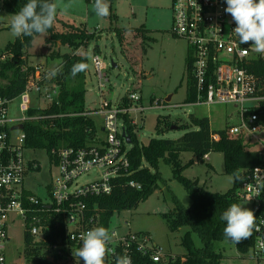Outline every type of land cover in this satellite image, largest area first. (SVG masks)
I'll use <instances>...</instances> for the list:
<instances>
[{"label": "built area", "instance_id": "obj_1", "mask_svg": "<svg viewBox=\"0 0 264 264\" xmlns=\"http://www.w3.org/2000/svg\"><path fill=\"white\" fill-rule=\"evenodd\" d=\"M226 7L225 0H172L171 33L187 42L191 54L189 75L196 101L187 105L234 107L239 122L226 130L241 138L246 150L257 152L260 157V166L241 172L242 181L237 190L241 205L249 204L257 217L260 231H254L251 252L256 260L264 264V249L260 248L264 242V112L259 113L264 105V83L250 71L252 63L264 59V56L256 53L251 44H239L238 37L233 33L236 25L224 11ZM92 62L99 79L100 95L104 98L103 81H107V74H104L107 65L98 56ZM41 82L39 70L35 68L34 77L29 78L24 92L17 98L20 99V111L27 115L23 119L12 120L9 117L12 100L0 97V264H8L9 225L18 219L24 223L25 239L27 234L30 235L33 245L46 242V234L52 228L60 233L58 243L49 249L54 259H47L48 263L55 264L56 260L68 257L75 259L76 264H83L79 257L73 255L82 246L81 234L100 226L99 209L95 207L91 210L86 201L112 195L118 180L129 175V144L123 137L124 133L128 135L125 116L130 119L136 133L137 124L132 113L143 112L136 107L141 99L130 92L113 105L104 98L99 109L87 115L103 119L105 139L95 137L81 148L62 147L51 151L50 161L58 169V177L45 200L25 186L27 170L37 166L25 160L24 131L12 129L30 119L28 112L33 95H41ZM59 91V88L46 91L43 97L52 104ZM125 99L130 103L128 108ZM157 106L160 104L156 103ZM212 137L215 141L220 139L218 134ZM94 172L96 180L80 183L81 179ZM127 184L132 188H141L132 181ZM109 230L112 239L108 244L110 251L105 264H111L123 255L130 257L133 264L136 253L149 257L157 264L169 263L171 258H175L155 246L147 234L120 233L111 226ZM23 264L27 262L23 261Z\"/></svg>", "mask_w": 264, "mask_h": 264}, {"label": "rangeland", "instance_id": "obj_2", "mask_svg": "<svg viewBox=\"0 0 264 264\" xmlns=\"http://www.w3.org/2000/svg\"><path fill=\"white\" fill-rule=\"evenodd\" d=\"M56 2L60 10L55 23V32L63 33L64 24H70L85 31L92 38L87 46L78 50L52 41L48 33L35 38L32 47L28 50L27 62L30 67L38 68L42 78V90L40 96L33 95L31 107L49 108L51 103L45 100L43 95L46 91L51 92L59 88L56 78L60 73L56 77L48 76L53 68L61 66L60 59L52 56L77 54L88 58L86 109L98 110L104 98L116 105L130 92L136 93L141 102L135 106L137 105L136 107L143 112L132 113V118L137 124V139L144 145L154 138L177 140L185 134L183 130L173 129L158 136L156 123L159 117L169 116L177 125L191 124V116L208 118L212 131L225 130L238 124V112L231 105L208 107L186 104L187 59L190 51L185 40L176 38L171 33L172 0H107L110 5V15L104 19H98L92 13L93 0H56ZM65 3L71 4L67 12L63 10ZM10 20V14L0 12L1 52L8 43L17 39L11 34ZM118 29L125 30L126 40L123 43L117 36ZM143 47L147 48V54H144ZM95 56L100 57L107 65L104 71V74H107V81H103L104 98L100 95L99 79L92 62ZM7 58L0 56L2 62ZM6 84L7 81L0 77V86ZM156 103L160 106L155 107ZM19 105L20 99H15L9 106V117L12 120L27 116L20 111ZM91 118L96 124L98 139L104 140L103 119L98 116ZM130 148L131 145L128 146V149ZM25 160L28 164L34 162L37 166L27 170L26 188L46 200L52 184L58 177V169L51 163L50 156L45 151L26 149ZM191 160L190 153H184L181 157L184 166ZM160 173L163 181L159 182L157 191L137 209L116 213L111 219L110 226L120 233L130 231L134 234H147L152 243L162 248L167 255L178 257L187 252L182 246V241L190 229L183 227L178 232H171L164 215L174 211V199L186 209L190 208L192 201L185 186L174 178L169 165L161 163ZM182 176L192 181L198 180L199 185L208 192L219 194H226L234 187L235 182H238L239 187L242 181L241 174L235 177L225 173L224 157L218 152L209 154L204 162H195L185 167ZM96 178L94 172L91 176L81 179L80 183H88ZM242 206L250 209L249 204ZM24 232L25 226L21 220H16L14 224L10 223V242L6 251L8 264L26 262ZM191 237L197 248L202 247L201 239L197 234H192ZM216 249L223 255L221 264H262L254 258L251 251L245 255L241 254L234 244L227 241L217 243ZM47 252V259H54L53 252L50 250ZM76 263L75 259L70 260L68 257L55 262V264Z\"/></svg>", "mask_w": 264, "mask_h": 264}, {"label": "trees", "instance_id": "obj_3", "mask_svg": "<svg viewBox=\"0 0 264 264\" xmlns=\"http://www.w3.org/2000/svg\"><path fill=\"white\" fill-rule=\"evenodd\" d=\"M26 2L27 0H0V12L15 14ZM57 20L58 16L56 22ZM64 28L63 33H57L54 24L47 32L50 39L78 50L87 46L92 38L74 25L64 24ZM124 31L121 29L117 31V36L122 43L126 40ZM37 36L39 35L17 37L14 42L8 43L2 52L0 51V56L8 57L5 62L0 60V77L7 81L6 85L0 86V97L12 101L17 99L24 92L29 78L34 77L35 68L28 65L27 53ZM143 52L147 54L146 47H143ZM190 55L189 53L187 59L188 75L191 74ZM52 58L60 59L63 67L62 72L56 78V84L60 90L58 98L49 108L31 107L28 112L30 119L22 123L26 135V149L45 151L48 155L52 150L62 147H84L89 139L93 140L96 136L95 122L87 115L92 110L86 109L88 69L78 73L75 77L71 74L74 64L78 62L88 64V58L77 54H54ZM250 71L264 83V59L254 61L250 66ZM187 79L186 103H193L196 101L194 86L190 75ZM125 106L130 107L126 99ZM262 112H264V105L259 113ZM125 120L128 126L126 132L131 136L132 141L128 153L129 175L118 180L119 184L112 195L90 198L86 201L91 210L95 207L99 209L100 226L109 228L111 219L116 213L137 209L142 202L147 201L159 188V182L163 181L160 165L164 163L172 168L174 178L185 186L192 201L190 208L186 209L174 199V211L164 215L171 232H178L183 227L190 229L182 241V246L187 251L186 254L171 258L169 264H221L223 255L216 249V244L224 241L232 243L223 234L226 222L221 220V215L231 204L241 205V197L237 190L238 182H235L234 187L226 194L211 193L200 186L198 180L192 181L184 178L182 171L195 162H204L209 154L218 152L223 154L225 173L237 177L242 171L252 170L261 165L258 153L246 150L242 139L231 135L226 129L212 131L208 118L191 116V124L177 125L169 116L159 117L156 123L158 136L164 135L173 128L183 130L185 134L177 140L154 138L147 145L137 139L130 119L125 116ZM192 126L195 128L193 129ZM214 134L220 136L218 141L213 139ZM184 153L192 154V160L185 166L181 161ZM131 181L139 184L141 188L130 187L127 183ZM192 234L200 237L202 247L195 246ZM59 235L60 233L52 228V231L46 234V242L33 245L30 235L27 234L24 252L27 264H50L46 257L47 251L58 243ZM234 245L241 254H248L254 245V233L251 238ZM111 264H116V260ZM133 264L157 263L149 257L136 253Z\"/></svg>", "mask_w": 264, "mask_h": 264}, {"label": "clouds", "instance_id": "obj_4", "mask_svg": "<svg viewBox=\"0 0 264 264\" xmlns=\"http://www.w3.org/2000/svg\"><path fill=\"white\" fill-rule=\"evenodd\" d=\"M225 2L227 7L224 11L236 25L233 33L238 37L239 44H251L256 53L264 56V0ZM70 7V3H65L63 10L67 12ZM59 10L56 0H27L18 12L11 15V34L14 37H31L34 34L44 36L54 26ZM91 11L98 19H104L110 15V5L107 0H93ZM88 67L87 63L78 62L72 66L71 74L75 77L78 73L87 71ZM61 71L62 66H57L48 76L56 77ZM221 220L226 222L223 229L225 238L234 244L251 238L254 231H260L254 211L237 203L231 204L223 212ZM80 239L82 246L73 255L79 257L83 264H105L110 251L108 244L112 239L109 228L94 227L81 234ZM260 248L264 249V242L260 244ZM116 264H131V259L127 255L118 256Z\"/></svg>", "mask_w": 264, "mask_h": 264}, {"label": "water", "instance_id": "obj_5", "mask_svg": "<svg viewBox=\"0 0 264 264\" xmlns=\"http://www.w3.org/2000/svg\"><path fill=\"white\" fill-rule=\"evenodd\" d=\"M113 66L115 67V65H113ZM168 100H170V99H168ZM12 129L13 130H23L24 125L20 124V125L13 127ZM173 129H175V128H173ZM123 137L126 139L127 144L132 145L131 137L129 135H126V133H124ZM165 264H169V263H165Z\"/></svg>", "mask_w": 264, "mask_h": 264}, {"label": "crops", "instance_id": "obj_6", "mask_svg": "<svg viewBox=\"0 0 264 264\" xmlns=\"http://www.w3.org/2000/svg\"><path fill=\"white\" fill-rule=\"evenodd\" d=\"M169 101V100H168ZM186 104H188V103H186ZM95 127H96V124H95ZM103 131V130H102ZM95 137H97L98 138V131H97V128H96V136ZM182 157V156H181ZM208 159V158H207Z\"/></svg>", "mask_w": 264, "mask_h": 264}]
</instances>
